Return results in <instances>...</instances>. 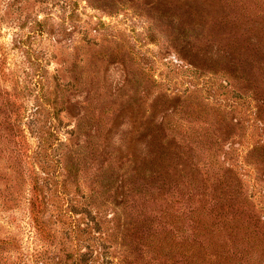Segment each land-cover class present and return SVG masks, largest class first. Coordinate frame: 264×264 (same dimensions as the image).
Returning a JSON list of instances; mask_svg holds the SVG:
<instances>
[{
  "label": "rangeland",
  "instance_id": "1",
  "mask_svg": "<svg viewBox=\"0 0 264 264\" xmlns=\"http://www.w3.org/2000/svg\"><path fill=\"white\" fill-rule=\"evenodd\" d=\"M0 264H264V0H0Z\"/></svg>",
  "mask_w": 264,
  "mask_h": 264
},
{
  "label": "trees",
  "instance_id": "2",
  "mask_svg": "<svg viewBox=\"0 0 264 264\" xmlns=\"http://www.w3.org/2000/svg\"><path fill=\"white\" fill-rule=\"evenodd\" d=\"M34 207H35V205H34Z\"/></svg>",
  "mask_w": 264,
  "mask_h": 264
}]
</instances>
